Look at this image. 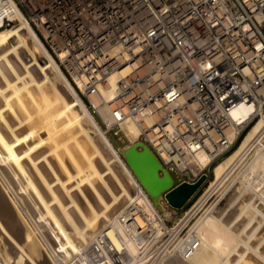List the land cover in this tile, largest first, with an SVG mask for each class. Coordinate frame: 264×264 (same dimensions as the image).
<instances>
[{
  "label": "bare ground",
  "instance_id": "bare-ground-1",
  "mask_svg": "<svg viewBox=\"0 0 264 264\" xmlns=\"http://www.w3.org/2000/svg\"><path fill=\"white\" fill-rule=\"evenodd\" d=\"M15 15L17 26L0 28V238L6 243L0 262L58 264L57 258L73 260L93 241L90 254L96 250L98 259L92 264H134L143 238L159 237L167 228L119 154L130 145L117 148L96 119L98 114L102 122H113L107 101L119 73L88 96L94 108L89 109L38 35ZM247 113L243 105L233 110L240 121ZM120 125L135 143L140 128L129 121ZM263 126L264 111L239 145L213 166V180L224 176ZM242 178L262 201L264 145ZM159 199L153 197L167 215ZM241 200L230 215L219 208L196 218L190 227L196 238L187 242L196 245L187 259L166 264H264V229L256 220L260 215L264 222V209L250 196Z\"/></svg>",
  "mask_w": 264,
  "mask_h": 264
},
{
  "label": "built area",
  "instance_id": "built-area-1",
  "mask_svg": "<svg viewBox=\"0 0 264 264\" xmlns=\"http://www.w3.org/2000/svg\"><path fill=\"white\" fill-rule=\"evenodd\" d=\"M15 14L85 96L119 73L103 125L136 124L173 186L206 173L264 111V0H0V28Z\"/></svg>",
  "mask_w": 264,
  "mask_h": 264
},
{
  "label": "rangeland",
  "instance_id": "rangeland-1",
  "mask_svg": "<svg viewBox=\"0 0 264 264\" xmlns=\"http://www.w3.org/2000/svg\"><path fill=\"white\" fill-rule=\"evenodd\" d=\"M0 23H1V20H0ZM16 23L18 24L17 20H15V22L8 27L17 26ZM39 58L41 60L44 59L42 55H39ZM59 68L61 69L62 73L66 76L68 81L76 88L79 98L82 101H84L86 105L88 104L87 106L89 109L91 108L94 109L90 99H88L87 96L81 93V91L77 88V86L65 74L63 68L61 66H59ZM96 115H97V118L96 117L95 118L99 122L102 131L105 133V135L109 137L110 140H114L116 142L115 146L117 148H122L124 146L131 144V142L125 137V135L120 130L108 129L106 126L103 125V122L101 121L100 116L98 114ZM244 135L240 138V140L237 142V144L234 146L233 149H235L239 145ZM263 145H264V133L262 135L261 134L256 135L253 138V140L250 142V144L242 150V152L236 158V160H234V162L229 166L224 176L220 180H213V169L215 167L214 165H216L219 161H221V159L225 157L228 153H230L233 149L230 152H228L217 163L213 165L214 167H211V170H212L211 173L206 172L208 173L207 180L182 208H179V209L172 208L170 205H167L165 203L164 196L160 195L159 200L161 203L162 202L164 203L162 204L165 206L169 215L168 214L166 215L163 211H160L161 208L158 206L157 202H155L150 197L153 204L155 205L157 209V212L163 219V222L165 223V226L167 229H163V233L160 234L159 237L157 236L155 237L154 235L150 234L148 237L143 238V241L140 242V244H138L139 249L137 252V257L134 260V264H164V263L166 264L167 262H170V261L172 262L176 261L177 259L181 257L182 259L184 258L187 259L186 257H188L189 255V253L185 252V247L187 245V242L192 240L190 238H196L194 237L195 235L191 231L190 227L194 223L196 218H198L205 212L207 213L208 211H211V212L217 211L220 208L226 211L228 215H230L239 209L238 206L240 205L242 201L241 197L244 199L246 196L252 197L253 203L256 204L257 206L259 205V208L261 207L264 209V202H263L264 198H262L263 200L261 201L260 197L258 196L253 197V193H250L252 192L250 191L252 187L250 186V188H248L249 186L245 185L243 183L244 181L242 180L243 179L242 177L249 170V164L252 162V160L256 156L257 149ZM119 154L124 160L123 153L121 152V150H119ZM244 186H246L248 189ZM246 213L248 212L245 211L243 213L244 214L243 217L245 219L247 217L248 219L249 217L247 216L248 214ZM256 220L262 222L261 229H264V225H263L264 222L262 220V217L260 215H257ZM188 232H191L190 236ZM4 243H5L4 240L0 238V252L1 253H2V248L4 246ZM92 244H93V241L91 242L89 246H85V248L82 247L83 249L79 252L78 255H75L73 260L70 257H65L64 258L65 260L59 257L57 258L58 260L56 259V262H58V264H74L77 261L78 264H81L82 262L83 264H92L95 259H98L94 255L90 254L91 253L90 248ZM16 247L17 246H15L14 250L18 251L19 249L18 247L17 248ZM175 248L176 250H174ZM14 250L13 251L10 250V252L12 253L14 252ZM19 252L20 250L18 251V253ZM78 258H80V260ZM59 260L61 262H59ZM25 262L26 261H23L20 264H25Z\"/></svg>",
  "mask_w": 264,
  "mask_h": 264
},
{
  "label": "water",
  "instance_id": "water-1",
  "mask_svg": "<svg viewBox=\"0 0 264 264\" xmlns=\"http://www.w3.org/2000/svg\"><path fill=\"white\" fill-rule=\"evenodd\" d=\"M123 157L133 174L149 196L163 195L172 208H182L200 189L208 178V173L201 174L194 182L183 181L173 186V180L167 170L162 169L153 151L142 141L130 144L123 152ZM211 168L207 172L211 173Z\"/></svg>",
  "mask_w": 264,
  "mask_h": 264
}]
</instances>
